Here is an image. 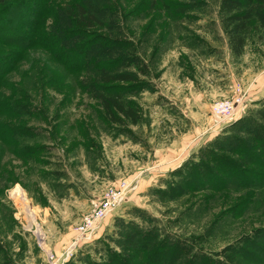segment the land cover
<instances>
[{"label": "rangeland", "instance_id": "1", "mask_svg": "<svg viewBox=\"0 0 264 264\" xmlns=\"http://www.w3.org/2000/svg\"><path fill=\"white\" fill-rule=\"evenodd\" d=\"M27 1L0 10V34L12 29L30 43L21 50L0 44V56L13 57L0 62V111H7L0 114V264H81L86 255L98 261L102 243L115 246L125 223L190 239L193 250L211 259L249 242H262L264 251V156L253 152L254 164L224 174L216 172L226 165L209 161L212 155L237 161L230 137L247 140L253 126H264L258 116L264 111V34L251 33L234 56L218 0H116L119 8L110 13L124 44L109 58L131 52L138 62L129 66L120 55L103 63L109 72L129 73L136 65L146 73L112 85L140 112L135 125L118 115L114 124L82 90L83 69L63 68L56 41L47 40L58 31L56 7L75 0ZM91 42L89 58L100 46ZM81 54L71 60L78 69L93 59ZM16 97L24 100L19 112H10L6 101ZM225 102L232 104L226 117L219 113ZM189 160L209 167L208 182L199 174L184 183L190 169L174 172ZM227 178L246 185L235 190ZM108 191L116 196L111 210L80 235L76 228ZM65 234L70 241H61Z\"/></svg>", "mask_w": 264, "mask_h": 264}, {"label": "trees", "instance_id": "2", "mask_svg": "<svg viewBox=\"0 0 264 264\" xmlns=\"http://www.w3.org/2000/svg\"><path fill=\"white\" fill-rule=\"evenodd\" d=\"M12 1L0 0V10L5 12L10 7L15 9V4ZM25 5H30V0ZM118 8L119 5L116 0H75L73 4L66 5L61 3L59 7H56L59 19L57 25L58 31L56 35L51 34L47 40L56 41V45L54 46L57 50V56L61 59L59 61H61L63 68L66 70H76V72H80L83 69L82 71H84L87 77L81 79L80 86L82 90L91 92V96L97 101L102 111V116L106 121L117 124L121 122L118 118L119 116L128 124L135 125L140 118L138 108L122 98V87L112 85L118 83H134L136 71L141 74L146 73L144 66H140L139 68V66L135 65L132 67L133 71L129 73H117L109 72L107 69L108 65L103 63L105 59L115 61L120 55L121 61H127L126 64H129V66H133L138 62V59L131 52L128 55L125 52L121 54L117 52L118 56L116 59L109 58L114 54L115 51L113 50L117 51L122 49L124 44L123 40L121 38L119 39L121 33L117 18L116 16L112 17V13H110L111 10H115L116 13ZM218 13L221 18L222 31L227 39L228 49L234 56H239L242 53L251 33L264 34V0H218ZM65 20L68 21V25L63 23ZM66 26H68L67 30L64 29ZM99 30L105 33H114V35L108 38L106 35L98 33L97 31ZM67 32L69 33L67 34ZM79 38H82L81 41L78 40ZM91 40H97L100 46L96 47L93 53L94 56L91 57L93 58L90 61L91 64L86 65L87 68L78 69L76 64H72L71 60L73 59V55L82 52L83 59L90 60L91 58L87 56L88 52L86 49L95 45H91L93 44ZM0 44L17 48L18 50L25 48V46L29 47L30 45L29 42H26V44L23 43L21 35L12 29H9L8 32L3 31L0 34ZM3 55H7L8 58H13L10 54ZM2 56H0V62L5 59ZM21 100H24L23 97H20V100L16 97L6 101L10 112H19L15 110H18L17 107L20 106ZM5 112L7 111H0V114H6ZM258 116L264 120V111H260ZM234 139L237 138L230 137V144H234L230 145V151L233 153L238 149L237 155L241 157L240 159L235 162H230L219 157V155H212L209 159L213 165L221 164L228 167L227 171L217 170L216 173L218 174L227 173L230 168V170L236 172L246 164H254L255 157L252 155L253 152H256L257 155L260 154L261 156L262 154L264 156V126H253L250 137L247 140L237 139V141H234ZM252 146L256 148L253 149ZM215 148L219 149L220 147L217 146ZM179 170L191 172H186V177H183L184 183L188 178L196 182L200 176L201 183L203 181L208 182L210 179L209 167L191 163L190 160L185 161L174 172H178ZM253 176H255L254 178L257 181L261 182L263 180L262 175L253 173ZM227 181H229L228 184L232 185L235 190L242 189L243 185H246V182L243 185L241 183H232L229 178H227ZM208 187L209 185H207ZM192 188L191 191H194L197 186L192 183ZM213 191L217 190L214 188ZM245 199L243 202L241 200L240 202L242 203L238 204V206L236 204L231 207L232 210L230 213L233 214L236 208L241 207L246 201ZM121 229L123 231L118 233L119 238L115 241V246L111 248L105 242L102 243L103 254L98 261L86 255L81 260L83 262L81 264H247V261L250 262L251 260H264L257 259V257L264 255L263 248L260 245L263 244L262 242L255 244L249 242L246 249L244 246L228 247L217 253V257L211 259L201 249L193 250L196 245L190 239L176 236L171 237L166 232H162L160 235L155 230L142 231L131 223H125ZM262 234L264 235V232ZM65 264L76 263L69 260Z\"/></svg>", "mask_w": 264, "mask_h": 264}, {"label": "built area", "instance_id": "3", "mask_svg": "<svg viewBox=\"0 0 264 264\" xmlns=\"http://www.w3.org/2000/svg\"><path fill=\"white\" fill-rule=\"evenodd\" d=\"M222 110L219 111L220 114H223L225 117L230 116L232 113V104L225 102L222 105ZM117 195V194H116ZM115 194L113 191H108L106 195L98 200L91 209L90 213L83 217L80 225L76 228L79 231V234L90 233L94 223L102 219L112 208L113 202L115 200ZM87 239V238H85ZM90 241V240H89Z\"/></svg>", "mask_w": 264, "mask_h": 264}, {"label": "crops", "instance_id": "4", "mask_svg": "<svg viewBox=\"0 0 264 264\" xmlns=\"http://www.w3.org/2000/svg\"><path fill=\"white\" fill-rule=\"evenodd\" d=\"M177 151H178V153H176L177 156H176L175 158H178V157H180V156L183 155L184 148L181 149L180 152H179V150H177ZM177 151H176V152H177ZM170 156H172V155L170 154ZM167 159H168V157H167ZM167 159H166V160H167ZM167 162H168V161H167ZM170 170H171V169H170ZM101 232H102V230H99V231H98V235H99ZM68 235H69V234H68ZM68 235H67V234L63 235V236L61 237V241H62V242H63V241H67V242L70 241V238H71L72 236L69 237L70 235H69V236H68ZM67 236H68L69 238H68ZM61 241H60V242H61ZM83 242H84V241H83ZM61 248H62V247L59 248L58 253H60Z\"/></svg>", "mask_w": 264, "mask_h": 264}]
</instances>
